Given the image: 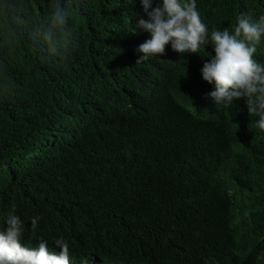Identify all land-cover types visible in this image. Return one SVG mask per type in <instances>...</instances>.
<instances>
[{
	"label": "trees",
	"instance_id": "1",
	"mask_svg": "<svg viewBox=\"0 0 264 264\" xmlns=\"http://www.w3.org/2000/svg\"><path fill=\"white\" fill-rule=\"evenodd\" d=\"M196 5L209 36L264 16V0ZM140 18V0H0V229L16 214L24 246L63 239L69 264H255L246 243L264 264L262 131L187 89L211 43L137 63Z\"/></svg>",
	"mask_w": 264,
	"mask_h": 264
},
{
	"label": "clouds",
	"instance_id": "2",
	"mask_svg": "<svg viewBox=\"0 0 264 264\" xmlns=\"http://www.w3.org/2000/svg\"><path fill=\"white\" fill-rule=\"evenodd\" d=\"M140 2L148 19L140 18L135 31L138 29L150 34V39L138 46L137 51L143 55L137 63L149 56L164 55L169 44L177 53L201 56V48L211 43L214 55L206 56L203 68L198 69L197 81L201 86L189 85L187 89H202L203 100L215 108L253 118L256 127L262 131L258 134L264 139V63L256 60L259 57L258 45L264 37V16L253 19L251 15L241 13L233 31L227 28L223 31L213 30L209 36L208 28L197 11L196 0ZM151 6L154 9L149 11ZM242 153L243 146L233 138L227 160L237 164ZM230 171L229 168L224 169L219 177L223 174L235 180L234 175L228 176ZM237 190L234 182L230 194H235ZM38 220L39 217L32 219L33 231ZM5 223L6 227L0 229V264H69V246L63 239L54 242L60 249L59 253L50 252L44 240H40L37 247L30 248L21 243L24 226L20 218L10 213ZM235 242L242 243L236 238ZM240 246L248 247L252 261L258 264L260 255L253 252L251 245L246 243ZM260 250L264 252L263 245ZM253 253L256 256L253 257Z\"/></svg>",
	"mask_w": 264,
	"mask_h": 264
}]
</instances>
